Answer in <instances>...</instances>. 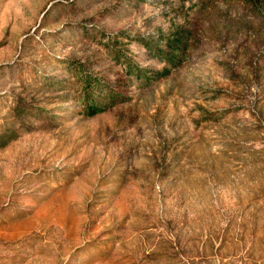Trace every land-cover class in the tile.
I'll use <instances>...</instances> for the list:
<instances>
[{
  "label": "rangeland",
  "instance_id": "374dc122",
  "mask_svg": "<svg viewBox=\"0 0 264 264\" xmlns=\"http://www.w3.org/2000/svg\"><path fill=\"white\" fill-rule=\"evenodd\" d=\"M0 264H264V0H0Z\"/></svg>",
  "mask_w": 264,
  "mask_h": 264
},
{
  "label": "trees",
  "instance_id": "16d2710c",
  "mask_svg": "<svg viewBox=\"0 0 264 264\" xmlns=\"http://www.w3.org/2000/svg\"><path fill=\"white\" fill-rule=\"evenodd\" d=\"M16 139L15 134L0 135V147L5 148Z\"/></svg>",
  "mask_w": 264,
  "mask_h": 264
}]
</instances>
